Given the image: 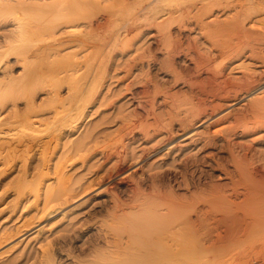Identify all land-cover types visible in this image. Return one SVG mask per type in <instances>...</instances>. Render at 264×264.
Masks as SVG:
<instances>
[{"label": "bare ground", "instance_id": "bare-ground-1", "mask_svg": "<svg viewBox=\"0 0 264 264\" xmlns=\"http://www.w3.org/2000/svg\"><path fill=\"white\" fill-rule=\"evenodd\" d=\"M1 23L6 30L0 33V174L19 166L8 186L11 206L31 203L32 215L23 221L28 228L35 218L52 214L94 185L98 192H108L106 216L84 223L88 230L82 245L64 237L53 251V241L44 237L39 264H264V165L249 167L250 146L242 144L241 155L230 140L237 134L264 133V93L259 92L264 81L237 69V82L230 70L220 68L223 62L215 64L227 60L229 67L236 63L243 69L248 59L264 68V0H0ZM173 29L194 36L175 39ZM148 35L153 46L145 43ZM155 50L164 54L174 83L183 85L177 90L168 83L158 87L148 72L142 78L145 99L137 104L151 118L152 128L139 126L138 120L126 123L121 116L105 136L95 131L99 123L83 125L108 105L115 72L126 68L129 80L135 70L148 71ZM181 55L190 57L192 72H177L172 63ZM158 101L161 116L155 110ZM225 104L244 107L224 109ZM215 121L222 124L210 132ZM82 126L86 128L71 138ZM138 128L144 137L160 136L139 154L126 146ZM198 128L207 133L200 150L221 137L243 179L242 198L226 195L221 184H213L207 196L182 198L172 180L166 182L170 171L163 165L150 174L144 171L150 159L172 153ZM177 131L182 133L175 136ZM95 155L103 163L115 160L114 171L97 170L82 190L69 172L74 166L68 167L76 159L90 163ZM31 158L35 164L28 168ZM179 160L175 186L189 192L197 186L188 170L201 159L185 155ZM220 167L212 159V170L225 178L228 173ZM118 172V180H112ZM145 180L151 192L141 190ZM232 191L237 197L235 185ZM41 231L35 230L36 237Z\"/></svg>", "mask_w": 264, "mask_h": 264}, {"label": "rangeland", "instance_id": "rangeland-1", "mask_svg": "<svg viewBox=\"0 0 264 264\" xmlns=\"http://www.w3.org/2000/svg\"><path fill=\"white\" fill-rule=\"evenodd\" d=\"M4 25V23L0 24V33L6 30V26ZM191 34L192 33L185 31L184 33H182V35H179L177 31L173 29V36L175 39L181 38L185 40L187 37L191 38V36H194V34ZM148 37L149 35L145 38V43H147V45L153 46V37H150V39ZM161 52L162 51L155 50V63L152 62L153 60L151 61V63L149 64L148 71L147 68L143 69V71L141 72L139 71V69L135 70L132 75V78H129V80H132L130 82H128L129 80L126 79V73H124L126 68L121 67L120 69H118L115 72V78L111 80V87L108 93L109 97H107L106 99V103L108 105L100 108L92 116L88 117L83 125L89 126L91 125V123H99V126L95 131H103L104 136L114 131V129L117 127V123L119 122L118 120H120L121 117L125 118L126 123H132L133 121L138 120V124L140 123L139 126L142 123L141 126L147 124L151 126L150 128H152L153 124L151 118L146 117L143 107L137 104V101L140 102L145 99L142 97V78L148 72L150 76L154 79L158 87L163 86L164 83H168L169 85H171V87H173L174 90H177L178 88L182 89L183 85L182 82H179L177 84L174 83L171 77L172 74L167 70V64L163 60L164 54H162ZM186 58L187 57L181 55L179 57H176L173 60L174 62L172 63L177 68V72L180 71L179 73H181V75H184V73L188 71L192 72L194 69V65L191 64L192 61H190V57H188L187 59ZM7 60H10L11 63L14 61L12 60V58ZM244 60L247 61L245 63H243V61L242 64H244V66H246L248 69L246 67H243L242 69L241 66L240 68H238V66H236V63L234 64V67L236 66L237 68H231V66H228L230 65V63L229 61L227 62V60L221 61L219 59L215 62V64H219V61L221 62V64L223 62V67L221 66V64H219L221 66L219 67L226 72L228 71L227 73L231 71L229 73V77H231V79L232 77H234L233 79H237V76L241 75L243 71L244 73L248 71L254 80H258L259 82L260 80L264 81L263 66L257 63L251 64L250 62H248V59ZM225 65L228 67H226ZM237 65H239L238 62ZM229 68H231L232 70ZM237 69H240L239 71L241 73L237 72ZM122 80L123 82L125 81L124 84ZM238 81L239 79H237V82ZM126 83L130 84L129 89ZM259 92L264 93V88ZM131 93L135 95L134 98H130ZM257 95H251L248 99H246L244 106L247 105L248 102H250L249 99H252L253 96ZM261 95L264 96V94ZM179 98L182 99L184 98V96L180 94ZM239 104L235 105L234 107L237 108L241 106ZM229 106L230 105L225 104L223 108H234L233 106ZM244 106H242V108ZM155 110L156 113H158L160 116L164 114L163 104L160 101L156 103ZM119 116H121L120 119ZM213 116H215V120H219V118H221V115L219 116L216 114ZM218 116L219 118H217ZM162 118L166 117L162 116ZM215 123L213 122V125L211 124V126L208 127L210 129V132L214 129L215 125L217 128V126L222 124L221 122L218 123V121H215ZM84 127L86 128V126H82L79 131L74 134L71 138H76L81 133V131H83ZM181 133L182 132L177 131L174 135L179 136ZM251 134L246 135L245 138L239 134L231 137L230 140L232 141V144H235L234 147L236 149L233 150L235 152H239L240 150L239 153L242 155L244 152V149L242 148L246 147V145L248 147L250 146L248 148V153L250 154V156L249 154L248 156L249 160H251V165L249 167H251L252 165L259 166L262 164V162V165H264V160H262V158H264V133L256 132L255 134L253 133L254 135ZM206 135V130L198 128V133L190 140L187 139L185 141L177 143L175 148L172 150V153L167 155H158L157 157L150 159L148 163L144 165V171L146 172V174H150L158 170L159 167L163 165V169H167L170 171V174H168L166 177V182L172 180L171 184L174 186L177 195L182 198L189 199L191 196H207L212 193L213 184L223 185L226 195H230L235 199L242 198V194L244 193V187L242 184L243 179H240V176L238 175L237 170L235 169V165L232 163V160L229 156V150H227V148H225V146L222 144V141H220L221 137L216 136L215 143L213 145L205 147L201 150L199 149V147L205 142ZM127 137L131 138V135H128ZM158 139L160 140V136L158 134L156 136L150 135L148 138L144 137L143 133L140 131V128H138L134 130L133 138L126 141V146L130 149H135V152L139 154L142 149H148L154 146L157 143ZM237 143L241 145H237ZM242 144L245 146L242 147ZM238 148L240 149L238 150ZM57 151L58 148L55 150V152ZM184 154L190 157L199 156L201 159L200 163L192 164L188 170L190 180L195 182L197 186L196 188H191L189 192L184 189H177L175 186L176 182H174L175 178L178 177V175L175 174L178 169H175V167L179 165V159H181L182 156H185ZM251 154L255 158L250 159ZM175 158L177 159V161L174 160ZM256 158H258V160ZM33 159L34 158H31V160L28 161V168L34 166L35 163H33ZM212 159L221 162V167L219 169L228 173L225 178L219 177L220 171L212 170ZM89 164L94 165L92 169H88ZM114 164L115 160L103 163L100 156L95 155L90 163L85 162L83 165L81 164L79 159H76L74 163L68 167V170H70V168L74 166L69 172H72L71 175L78 180V184L81 186L80 189L83 190L88 181L94 177V173L97 170H99L97 172H100L101 174H105L109 170L114 171ZM130 166H132V164ZM260 167L264 169V166ZM18 168L19 166L16 167L15 164L11 169L0 174V264H39V246L41 243L39 240L41 239V241H43L44 237H48L50 240L53 241V244L50 246V249H52L53 251H57L58 240L64 237L67 240H71L74 245L78 244L80 246L82 245V238H84V240L86 239V237H83V234H85V232H87L88 230L84 223L90 218L93 219V217L95 219H101L102 217L106 216L107 212L105 208L109 207V203L106 201V194H108V192H98L97 189L99 185H94L91 188H88L87 190L81 192V194L76 198L69 200L66 204H63L59 210L53 212L52 214L45 215L43 213L40 218H33L34 222L32 223V225L26 228L23 224V221L28 220V218L32 215L31 209L33 207L31 203H29L24 208H22V206L20 207V205L13 208L11 206L13 196L11 188L8 187L9 183L12 182L15 177L18 176ZM119 174L120 172L114 173L111 179L118 180L117 178ZM134 178L135 177H128V180L132 182L133 180H135ZM210 178H212L213 183L210 181ZM233 185H235L236 190L239 192L237 197L234 196L235 194L232 191ZM151 189L152 188L150 187V182L148 180L143 181L141 190H143L144 192H151ZM170 190L171 189L169 187H166L164 189V192L170 193ZM129 194H131V192H129ZM121 197L128 200V196L124 194H121ZM37 229L42 230L41 235L38 237H36L35 233V230ZM80 258L88 257L80 256Z\"/></svg>", "mask_w": 264, "mask_h": 264}]
</instances>
